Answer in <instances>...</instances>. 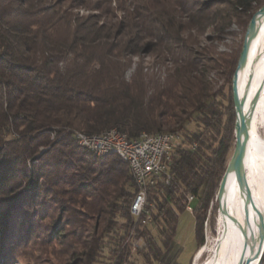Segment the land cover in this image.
<instances>
[{"label":"trees","instance_id":"1","mask_svg":"<svg viewBox=\"0 0 264 264\" xmlns=\"http://www.w3.org/2000/svg\"><path fill=\"white\" fill-rule=\"evenodd\" d=\"M113 2L0 0V262L11 264L22 244L21 219L25 244L40 237L47 211L43 238L84 264H183L176 235L189 195L196 244H205L235 146L232 80L243 46L219 42L234 24L249 25L262 0ZM114 128L131 139L184 137L172 182L153 190L149 223L131 213L130 164L75 137ZM133 230L146 242L135 251L126 243Z\"/></svg>","mask_w":264,"mask_h":264},{"label":"bare ground","instance_id":"2","mask_svg":"<svg viewBox=\"0 0 264 264\" xmlns=\"http://www.w3.org/2000/svg\"><path fill=\"white\" fill-rule=\"evenodd\" d=\"M248 39V55L240 72L239 80L241 94H243L244 89L248 88V84H251L249 98L244 108L246 112H248L250 107L252 96L257 93L264 80V13L256 16V24ZM247 121H250L249 118ZM78 133L86 137L103 138L124 132L114 128L101 134ZM161 134L166 139L183 137L177 131L161 132ZM141 135L152 134L143 132ZM126 136L129 137L127 133ZM78 142L89 149L86 143L82 141ZM94 152L99 156L108 153L115 154V150H94ZM122 159L130 164L135 177V168H132V158ZM246 167L252 196L250 223L247 227L248 238L251 239L250 249H252L254 243L257 242L259 246L264 238V90L258 98L257 107L252 117L251 139L246 152ZM244 203L245 195L239 190L235 176L230 171L221 205L222 211H220L222 221L220 236L217 239L216 247L212 252L208 264H242L244 257V235L241 230V223L245 225L247 219L243 208ZM205 251L206 247H203L197 254L196 261Z\"/></svg>","mask_w":264,"mask_h":264},{"label":"rangeland","instance_id":"3","mask_svg":"<svg viewBox=\"0 0 264 264\" xmlns=\"http://www.w3.org/2000/svg\"><path fill=\"white\" fill-rule=\"evenodd\" d=\"M118 4V0H114L113 5L116 6ZM264 6V0L257 6L255 12ZM82 13H86L85 10H81ZM248 25L245 28L239 26L238 24H234L229 32L223 36V39L219 42L220 50H231L232 48H239L244 41V37L246 34V30ZM211 33L208 32L207 36ZM142 60L140 57H135L133 59V66L127 71V76L130 77L137 66V64ZM145 61L146 70L152 72L156 71L157 67L153 66V57L146 56L143 58ZM163 71V70H162ZM162 72H159L161 74ZM163 74V73H162ZM214 77V75H212ZM234 150V148H233ZM232 150V153H233ZM224 195L222 197V201L220 202L215 200L208 211L207 218L204 224V237L205 244L202 247H197L196 244V218L192 211L185 210L180 214L177 228L176 240L183 246V252L180 255V262L183 264H208L210 261V257L212 252L217 244V239L220 236L221 230V217L220 211L218 210L219 204L222 205ZM219 202V204H218ZM47 216L44 222H40L41 224V235L34 241L26 242L24 244V235L22 234L23 230V222L21 219L20 227L21 229L17 230L16 236L22 237V244H17V248L14 252L12 263L11 264H84L80 262L81 260L75 259L71 254V251L67 246L60 243L58 240L54 244L50 243V240H45L43 235L45 236L48 231V227L53 224L52 216H48L47 211H44L42 215ZM22 222V225H21ZM206 247V251L201 255V257L196 261L197 254L199 251ZM134 251L136 249H133ZM0 264H5L3 259Z\"/></svg>","mask_w":264,"mask_h":264},{"label":"built area","instance_id":"4","mask_svg":"<svg viewBox=\"0 0 264 264\" xmlns=\"http://www.w3.org/2000/svg\"><path fill=\"white\" fill-rule=\"evenodd\" d=\"M77 141H82L94 150H115V155L121 158H132V168H135V181L138 191L131 205V213L137 221L151 222V211L155 206L151 195L154 189L164 185H170L173 180L171 170L173 156L177 148L184 144V137L166 139L160 133L141 135L137 138H129L126 133L110 135L103 138H91L76 133ZM194 196H188L189 211H193ZM145 217V218H144ZM126 243L133 249L145 246V237H137L134 230L131 231Z\"/></svg>","mask_w":264,"mask_h":264},{"label":"water","instance_id":"5","mask_svg":"<svg viewBox=\"0 0 264 264\" xmlns=\"http://www.w3.org/2000/svg\"><path fill=\"white\" fill-rule=\"evenodd\" d=\"M263 13H264V6L254 13V15L252 16L249 22L244 37L243 46L238 60V64L233 75L232 98H233L235 114H236L235 146L231 158L228 162L227 169L221 180L217 194V201L220 200L221 202V199L227 188L228 174L230 171H232L235 176V180L237 182L239 190L245 195V203L243 204V208L246 212V217H247L245 222L246 224L247 223L248 224L244 225L241 223V230L244 235V257L242 264H261L264 256V238L259 246L257 245L256 242L254 243L252 249H250L251 239L248 238L247 227L249 226L250 223V207L252 206V196L250 192V185L248 181V174L246 167V152L249 141L251 139L252 117L257 107L258 98L261 92L264 90V80L260 85L257 93H255L252 96L250 100V107L248 109V112H246L244 108L249 98L251 84H248V88L244 89L243 94H241L239 87L240 72L243 68L244 63L246 62L248 50H249L248 38L256 24V16ZM248 118L250 120L249 122L247 121ZM218 210L222 211L220 204ZM263 228H264V224H263Z\"/></svg>","mask_w":264,"mask_h":264}]
</instances>
